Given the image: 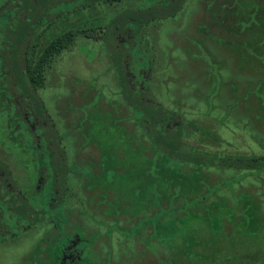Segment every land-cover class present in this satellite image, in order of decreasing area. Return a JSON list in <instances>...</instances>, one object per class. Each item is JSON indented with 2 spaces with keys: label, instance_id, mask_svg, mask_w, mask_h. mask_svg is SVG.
<instances>
[{
  "label": "rangeland",
  "instance_id": "1",
  "mask_svg": "<svg viewBox=\"0 0 264 264\" xmlns=\"http://www.w3.org/2000/svg\"><path fill=\"white\" fill-rule=\"evenodd\" d=\"M146 3L147 0H134L132 3L125 0L121 3L101 5L98 9L108 19L121 8ZM87 12L88 10L85 11ZM73 21L76 22L74 19ZM249 23L254 26H248L251 25ZM243 26L248 28L244 31ZM262 29H264V0H186L173 17L155 20L143 28L140 51L133 50L130 53V56L134 57L132 67L146 68L147 59L151 60L149 83L155 99L164 107L180 111L185 120L197 126L196 130L193 129L185 137L187 145L202 150L221 151L229 155L264 154V110L262 112L257 108H260L261 103L256 104L255 100L250 98L238 103L234 101V95L239 96L245 90H249L250 93L251 89L245 88L244 83L249 80L248 75L252 72L248 66L241 64L244 53L235 45L240 41L252 40L253 34L261 33ZM60 31L59 26L52 29L53 33ZM224 44L233 46L229 47V51ZM43 74V85L37 89V93L54 120L55 128L60 135L67 137L65 142L71 153L75 150L77 152L78 143L86 140L87 137L85 135L84 138L82 135L81 126L76 129L74 125L79 120H89L87 132L90 136L100 132L99 128L102 129L107 120H118L120 128L124 124L122 120L125 125L128 124L129 120L126 117L130 110L124 106L118 91L115 72L100 41L81 34L75 35L69 47L51 59ZM219 80L223 84H219ZM231 80H238L239 84H229ZM236 88L241 91H231ZM257 91L263 98L264 85L262 84ZM2 105L0 104V107ZM253 106L256 108L253 109ZM247 109L249 110L245 111ZM4 111H0V159L8 164L12 177L18 187L23 189L25 183L35 176V164L33 160H27L26 155L29 151L22 150L18 141L7 136L6 126L2 121ZM76 132H79L80 136H77ZM134 141V148L131 145L128 149L124 147L128 158V169L132 174L138 173V168H134V164H137L135 161L141 151L137 144L138 140ZM90 149L88 165L90 162H98L92 148L85 147L83 150ZM83 152H79L75 158L78 160L81 154L86 158ZM68 156L72 158L70 154ZM86 165L84 161L80 163L77 161L78 171H82ZM94 171L96 173L88 178V187H90L88 195L82 192V183L85 181L81 174L78 173L77 177L73 176L72 180L69 177L65 179L66 182H71L72 190L82 202V209L92 215V219L87 215L76 217L87 229L84 235L90 237L85 243L79 264H106V258L110 264H167L169 255L175 256L181 249H177V246L172 249L168 241L166 242L168 246L155 242L149 237L151 229L148 225L141 228L139 233L133 235L134 237H126L131 233L126 229V226L131 225V223L127 224L128 221L132 222L138 219V216L153 218L155 215L156 210L152 207L146 205L143 209L146 202L142 200L144 196L141 194L149 191V185L127 182L123 184L125 186L122 194L120 192L122 187L115 182L113 185L107 178L102 177L101 169L96 168ZM242 173L243 170L211 169L210 184L216 178L225 177L232 180V185L231 188L225 186L219 189L216 193L220 197L215 194L210 195L201 204L208 205L213 214L219 215L222 227L217 245L225 248L224 251L227 253L230 250L234 251L229 252L232 264H250L256 260L263 264L264 172L248 175ZM44 174L45 177L49 175L48 172ZM72 174V171L68 173L69 176ZM200 187L201 189L196 190V195L205 192L202 183ZM232 191L240 196L239 201L230 198ZM93 193L106 194L110 200L123 204L122 208L119 205L113 210L110 204L104 203L99 205L98 210L105 211L101 214L95 212L84 201L85 197L89 198ZM196 195L191 191L185 195L186 198L183 199L182 196L175 200L174 205L183 204ZM225 195L228 197L223 198L222 196ZM241 196L246 198V201H243ZM210 201L218 204L216 206L218 211L210 207L208 203ZM66 205L69 209L81 208L80 204L70 200ZM195 211L196 216L191 212L189 220L186 215L179 212L183 222L177 224L182 227L187 223L196 233L194 237L204 239L207 244L212 242L214 246L207 223L201 221L204 212L200 208H195ZM242 214L252 217L253 220H246L247 217ZM113 221L123 224L125 228L123 229L125 232L122 230L123 234H119L116 230L107 232L105 224H112ZM175 225L176 222L173 226ZM235 225L238 227L236 228ZM71 229L74 232L75 227ZM64 231L68 232V227ZM167 234L171 238L181 236H174L170 231ZM57 238V232L46 225L20 232L12 239L0 242V264H30L32 260L37 264L50 262L51 254H48L46 249L48 244L56 241ZM39 241L41 247L36 249L34 245L39 244ZM179 254L175 256L177 259ZM175 261L176 259L173 262ZM223 264L230 262L227 260Z\"/></svg>",
  "mask_w": 264,
  "mask_h": 264
},
{
  "label": "trees",
  "instance_id": "2",
  "mask_svg": "<svg viewBox=\"0 0 264 264\" xmlns=\"http://www.w3.org/2000/svg\"><path fill=\"white\" fill-rule=\"evenodd\" d=\"M120 1L125 0H0V101L3 103L0 111L10 110L17 118H22L23 113H26L28 117L38 120L39 125L45 123L47 136L44 143L49 149V159L45 155L43 161L38 163L42 173L48 172L51 176L48 186L49 198L42 194L43 189L38 191L34 186L30 193H24L12 179L8 164L0 159V242L14 238L23 229L46 225L55 230L62 223L57 206L65 193L64 178L70 168L64 156L59 155L56 133L37 89L43 85V72L51 59L67 49L75 35L81 34L100 41L103 45L110 66L115 72L119 94L124 106L130 110L127 117L132 119V126L126 125L118 131L112 129L110 123H106L109 126L104 124L102 129L99 128L100 132L88 136L85 143H88L89 147L91 144L98 161L89 163L88 173L94 175V169H101L102 177L107 178L111 184L115 182L122 187V194L125 186L123 184L127 182L149 185V191L141 194L144 196L142 200L146 202L143 209L147 205L156 210L153 218L138 216V219L128 221L127 224L131 225L126 226V229L131 233L126 237H134L141 228L148 225L151 229L149 237L155 242L163 246L169 244L172 249L174 246L181 249L176 252L177 255L180 253L178 259L175 257L177 255H169L167 264H223L227 260L232 264L229 252L234 251L228 250L227 253L225 248L217 245L222 227L219 215L213 214L208 205L201 204L210 195L217 196L216 192L222 187L231 188L232 180L225 177L216 178L210 184L209 171L243 170L242 174H258L264 172V154L229 155L187 145L185 137L193 129H197L196 124L185 120L180 111L164 107L155 99L149 83L151 60L147 59L146 68L138 67L143 74V77H140L139 74L135 75L136 71L132 67L134 57L130 56L133 50L141 49L143 28L155 20L173 17L186 0H147L145 5L121 8L108 19L98 9L101 5L121 3ZM126 1L132 3L134 0ZM57 26L61 27V31L53 33L52 29ZM248 26H243V30ZM261 31L257 32L258 34L254 32L252 40L240 41L235 45L244 53L241 64L248 66L252 72L248 75L249 80L244 83L245 88L251 89L250 93L245 90L239 96L234 95V101L238 103L250 98L255 100L256 104L261 103L260 108H257L263 112L264 97L258 95L257 91L264 85V29ZM224 45L229 51V47L233 46ZM219 84L223 82L219 80ZM229 84L239 83L238 80H231ZM231 91L241 90L236 88ZM83 121L85 120L80 122ZM134 140H138L137 144L141 149L138 154L140 156L135 161L137 164H134V168H138L136 174H132L128 169L124 148L128 149L130 145L134 148ZM38 156L41 158L42 153L38 152ZM201 183L205 192L196 195V190L201 189ZM191 191L196 196L187 199L183 204L174 205L175 200L182 196L183 199L186 198L185 195ZM231 193L230 198L239 201L240 196L233 191ZM98 195L93 193L90 200L94 201ZM241 197L246 201V198ZM95 200L97 203L103 201L99 198ZM110 201L113 203L108 204L113 210L119 205L122 208L123 204L118 201ZM208 203L217 210L216 202ZM195 208L204 212L201 221L207 223L214 246L212 242L207 244L204 239L194 237L196 233L187 223L182 227L178 225L183 222L179 212L189 220L191 212L196 216ZM242 215L247 217L246 220H253L250 216ZM238 221L239 225L240 220ZM105 226L107 232L116 230L119 234H123L122 230L125 229L123 224L116 221ZM169 231L174 236H181L171 238L167 234ZM53 244L51 243L48 249H52ZM34 246L37 249L38 244ZM233 260L236 262V259ZM106 261V264H110L108 258Z\"/></svg>",
  "mask_w": 264,
  "mask_h": 264
},
{
  "label": "flooded vegetation",
  "instance_id": "3",
  "mask_svg": "<svg viewBox=\"0 0 264 264\" xmlns=\"http://www.w3.org/2000/svg\"><path fill=\"white\" fill-rule=\"evenodd\" d=\"M134 71H136L135 75L139 74L140 77H143V74L141 72V69L136 68L134 69ZM132 78H134V75L132 74ZM0 104H3L2 101H0ZM44 104V103H43ZM47 111V110H46ZM48 113V112H47ZM130 114V113H129ZM49 115V114H48ZM51 118V117H50ZM128 124L127 126H132L131 120L129 117H126ZM6 126V131L7 132V136L11 137L10 139H15L16 141H18V144L21 146L22 150H28L29 154L26 155L27 160L28 161H32L35 164L34 166V174L35 176L30 178L29 181L27 183H25V186L23 187L22 192L24 193H30L31 190L33 189V186L39 191L41 189L42 190V194H44V196L46 195L48 198L50 197L49 195V191H48V186H49V181L51 179V176L48 175L47 177L44 176V174L42 173V170L39 167V163L43 161L42 158L47 155V159H49V149H47L45 146L46 144L44 143V141H46V136L47 133L45 131V123L42 122L40 125L38 124V120L33 119L32 117H28L26 115V113H23L22 118H17L14 116V113L11 112L10 110L5 111L4 112V118L2 120ZM52 127L55 130L56 133V142H57V146H58V152L59 155H63L65 160H66V164L68 166H70V170L65 174V178H64V184H65V193L63 194V196L60 198L59 202L60 204L57 206L60 216L62 217V223H60L58 225V229H55V231L57 232V240L53 241L51 243H54L55 246L52 249H48L47 247V251L48 254H51V261L47 262L45 264H79L82 257H83V253H84V248H85V243L88 241V236L84 235V233L87 231L86 228H84L82 226V224L80 222H78L79 220L76 219L77 215L79 216H88L92 219V215L86 213L81 205L82 202L80 201V199H78L77 195L74 193V191L72 190V184L71 182H66L65 179L66 178H70L72 180V177L76 176L78 173L82 175V179L85 181V183L83 182L82 185L83 187H81L82 192H86V194L88 195V190H90V187H88V178H90L92 175H89L88 173V154L91 151H85L83 150L85 147L92 148L90 144V147L88 146V143L86 144L85 141L83 140L81 143H78V151L76 152V150L71 153L67 146H66V140L67 137H65L64 135H60V132L55 128V122L54 120H52ZM82 121V120H80ZM76 122L74 125L76 126V129L79 128L81 129V133H83L82 135L85 138V135L87 136L85 139H88V132H87V128L89 130V120H85L83 122ZM123 121V129L126 126L124 120ZM121 121V122H122ZM106 123H110L111 128L112 129H117L118 131L121 129L119 127V121L118 120H107ZM105 123V125H106ZM106 126H109L108 124ZM84 131V132H82ZM78 135L80 136L79 132H76ZM41 142V143H40ZM39 144V145H38ZM77 144V145H78ZM96 150V149H95ZM84 151V152H83ZM38 152L42 153L41 158H39L38 156ZM47 152V154H46ZM79 152H83L86 154V158L84 157V154H81V156H79L78 160L75 158L77 157V154ZM68 154H70L72 156V158L70 159V156H68ZM83 155V156H82ZM90 155V154H89ZM78 163L84 161L87 165L85 168H83L82 171H78L79 166H77V161ZM45 161V160H44ZM47 163V161H45ZM73 169V170H72ZM10 170V169H9ZM72 171V175L69 176L68 173ZM11 173V170H10ZM12 177V174H10ZM77 177V176H76ZM12 179H14L12 177ZM15 180V179H14ZM80 181V179H79ZM16 182V180H15ZM90 185V184H89ZM16 186L18 187L17 183ZM19 188V187H18ZM46 188V189H44ZM100 196V197H99ZM91 197V196H90ZM90 197H85V203H87V205L92 209L95 210V212H98L99 214H101L103 211H105L103 208V210H101V212L98 210L99 205H104V203L107 205L110 201V198L108 196L105 195H98L95 199L98 200L102 199L103 201L101 203H97V201H92L90 200ZM94 199V200H95ZM72 201L73 203L76 202L78 204H80L79 209H69L66 205L67 201ZM88 201H90V204H88ZM92 213V212H91ZM68 227V230L70 231H64V229ZM75 227L74 232H72V229ZM32 229V228H29ZM29 229H23L22 232H26ZM38 246L37 248L41 247L40 246V241L38 242ZM51 243L48 244L51 245ZM57 244V245H56ZM260 261L256 262H250V264H260ZM30 264H37V262L35 260L30 261ZM264 264V261H263Z\"/></svg>",
  "mask_w": 264,
  "mask_h": 264
}]
</instances>
